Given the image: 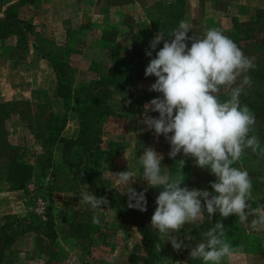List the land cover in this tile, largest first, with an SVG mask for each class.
<instances>
[{"label":"rangeland","instance_id":"rangeland-1","mask_svg":"<svg viewBox=\"0 0 264 264\" xmlns=\"http://www.w3.org/2000/svg\"><path fill=\"white\" fill-rule=\"evenodd\" d=\"M14 1L0 0V17ZM19 13L37 37L11 33L0 38V182L6 180L5 188L19 190L16 201L7 205L9 212L0 229L4 235L0 264H147L134 221L143 225L151 239L153 264H203L189 254L217 221L235 249L231 260L225 258L222 264H264V228L252 227L253 216L241 224L235 215L223 218L216 213L210 220L205 210L177 234L189 248L177 251L166 241L169 237L160 239L151 217L161 189L143 179L139 162L145 148L152 147L163 156L162 174L174 175L177 162L184 159L181 187L215 194L210 182L216 177L210 170L198 167L194 158L183 153L169 158V142L142 123L144 105L161 95L149 91L156 77L146 78L144 73L155 52L147 57L145 50L159 31L168 33L182 20L191 25L189 36L203 38L209 28L222 29L253 60L255 68L243 74L251 77L252 84L245 85L240 103L255 114V132L250 135H257L264 147V0H36ZM162 46L163 42L156 51ZM48 57L67 65L62 77L71 105L75 99L79 103L94 100L105 118L96 135L97 149L90 150L98 174L95 186L100 182L116 195L107 207L92 209L83 202V192L94 193L62 163L57 135L75 137L76 116L67 115L62 128L47 141L48 126L62 114ZM229 91L222 89L221 101L229 98ZM87 133L89 138L95 135ZM233 167L248 171L252 208L264 210V157L246 149ZM128 168L136 173L130 186L137 192L147 189L145 212L128 207L126 188L114 176ZM20 177V183L12 184ZM98 189L97 198L103 196ZM37 196L46 203L42 219L31 213ZM11 208L16 212H10ZM94 214L99 225L92 223ZM31 233L52 240V249L38 257L27 250L21 254L17 241ZM156 244L161 245L160 252Z\"/></svg>","mask_w":264,"mask_h":264},{"label":"clouds","instance_id":"clouds-1","mask_svg":"<svg viewBox=\"0 0 264 264\" xmlns=\"http://www.w3.org/2000/svg\"><path fill=\"white\" fill-rule=\"evenodd\" d=\"M190 30L191 25L182 20L168 33L159 31L145 50L147 57L155 52V58L149 60L144 73L146 78L156 77L149 91L161 95L144 105L142 123L147 130H154L157 137L163 135L169 142V158L175 159L183 153L216 177L215 182H210L215 194L206 189L190 190L181 187L185 180L184 159L177 162L174 175H166L162 174L163 156L154 148H145L139 158L143 179L150 187L161 189L151 225L158 229L160 239L169 237L166 241L177 251L190 247L177 234L205 210L210 220L216 213L223 218L235 215L241 224L253 216L252 227L264 228V210L254 209L250 203L252 181L248 171L233 167L246 149L264 157L259 137L250 135L255 132V114L240 103L245 85L252 84L251 77L243 74L254 69L255 64L222 29L209 28L203 38L189 36ZM161 42L162 48L156 51ZM241 77L240 83L233 87ZM222 89H230L229 98L224 101L219 98ZM150 112L159 115L153 117ZM114 176L126 188L128 207L147 211V189L137 192L130 186L136 180V173L128 168ZM82 200L92 209L109 205L106 197L97 198L88 192L82 193ZM92 223L100 224L95 214ZM204 236L203 242L191 248V259H200L203 264H222L225 258L231 260L235 249L228 242L221 221ZM156 248L160 252L161 245L156 244Z\"/></svg>","mask_w":264,"mask_h":264},{"label":"trees","instance_id":"trees-1","mask_svg":"<svg viewBox=\"0 0 264 264\" xmlns=\"http://www.w3.org/2000/svg\"><path fill=\"white\" fill-rule=\"evenodd\" d=\"M35 1L36 0H15L6 6L3 11V16L0 17V38H5L11 33L16 35L30 33L34 35V37H37V33L33 30V26L29 22L23 20L19 13L22 6L32 4ZM48 62L55 75V94L62 105V114L56 117V121L48 126L47 141H51L54 132L56 133L62 128L60 124L65 122L67 115L74 114L77 118L75 137L57 135V141L60 143V152L62 154V163L71 167L73 175L77 180L82 184L88 185L95 195H97L96 188L99 187V193L106 197L109 204H111L112 196H116L114 191L104 188L100 182L98 187L95 186L94 178L98 180V174L95 172L94 161H91L90 150L91 148L97 149L96 142H98V137H96V135L98 136V133L102 130V123L105 118L100 116L97 107L98 103H95L94 100L90 101V103L88 101H81L79 103L78 100L75 99V105H71L72 97L64 83L65 79L62 77V70H64L63 68L66 69L67 65L51 57H48ZM88 110L89 115L87 114ZM108 129H110V127H108ZM87 131L93 132L95 135L89 138V133H87ZM91 141L95 142V145L94 143L91 145ZM3 225L4 223L0 226V229L3 228ZM134 225L141 236L142 243H144L147 256L146 262L147 264H153V255L150 251L151 239L139 221H134ZM3 237L4 235H0V249L4 243ZM46 237H48V235H46Z\"/></svg>","mask_w":264,"mask_h":264},{"label":"crops","instance_id":"crops-1","mask_svg":"<svg viewBox=\"0 0 264 264\" xmlns=\"http://www.w3.org/2000/svg\"><path fill=\"white\" fill-rule=\"evenodd\" d=\"M22 180L23 179L21 177L19 179H14L12 184L20 183ZM6 183V180L0 182V226L4 223L5 216L9 212L7 205L12 204V200L16 201V194H19L18 188L11 189V186L5 188ZM13 206L15 207L16 205ZM18 208L19 207H17V209ZM10 212L16 211L11 208ZM17 242L21 246H19V248L22 249V252H20L21 254H24L23 251L27 250L29 254H34L36 257H38L41 253L49 252L52 249V240H49L44 236H39L37 233H31L29 235L23 234L19 237Z\"/></svg>","mask_w":264,"mask_h":264},{"label":"built area","instance_id":"built-area-1","mask_svg":"<svg viewBox=\"0 0 264 264\" xmlns=\"http://www.w3.org/2000/svg\"><path fill=\"white\" fill-rule=\"evenodd\" d=\"M46 203L43 198L37 196L31 207V213L42 219L45 217Z\"/></svg>","mask_w":264,"mask_h":264}]
</instances>
